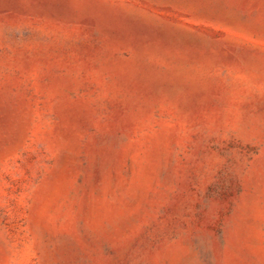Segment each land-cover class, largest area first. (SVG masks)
<instances>
[{
    "label": "rangeland",
    "instance_id": "374dc122",
    "mask_svg": "<svg viewBox=\"0 0 264 264\" xmlns=\"http://www.w3.org/2000/svg\"><path fill=\"white\" fill-rule=\"evenodd\" d=\"M0 264H264V0H0Z\"/></svg>",
    "mask_w": 264,
    "mask_h": 264
}]
</instances>
